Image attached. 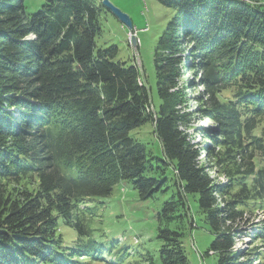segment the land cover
I'll list each match as a JSON object with an SVG mask.
<instances>
[{"label": "trees", "instance_id": "1", "mask_svg": "<svg viewBox=\"0 0 264 264\" xmlns=\"http://www.w3.org/2000/svg\"><path fill=\"white\" fill-rule=\"evenodd\" d=\"M157 1L175 11L154 55L158 104L138 64L99 44L103 0H47L33 14L25 0H0V264H81L96 243L87 205L123 180L142 200L173 190L158 214V260L148 255V264L189 263L192 203L215 235V264H264V224L251 216L264 209V2ZM196 80L203 91L192 109ZM193 117L212 121L198 132L212 145L184 131ZM147 122L161 158L130 135ZM202 151L228 168L234 194ZM32 180L34 193L9 195Z\"/></svg>", "mask_w": 264, "mask_h": 264}, {"label": "rangeland", "instance_id": "2", "mask_svg": "<svg viewBox=\"0 0 264 264\" xmlns=\"http://www.w3.org/2000/svg\"><path fill=\"white\" fill-rule=\"evenodd\" d=\"M46 1L25 0L24 5L26 11L33 14L38 12ZM108 1L130 18L133 29L138 30L139 45L136 49L132 47L129 39L130 29L104 5L101 11L102 33L98 42L105 47L116 46L119 49V59L128 65L138 64L144 80L151 88L152 97L158 104L154 55L158 41L164 35L175 11L161 5L157 0ZM254 1L264 2V0ZM192 75V73H188L186 78H190ZM195 85L196 87H194ZM200 85L196 80L194 85H190L193 87L187 91L192 97L190 103L192 109L196 108V97L203 91V87ZM198 118L193 117L189 127L183 129L190 139L200 144V147H208L210 144L212 145L210 137L204 138L198 132L202 127H211L212 121L209 119L199 121ZM130 135L146 146L151 157H162V147L154 134L152 122H147L131 131ZM218 152H221L220 148H218ZM204 156V151H202L201 158L207 168L211 170L209 174L217 183L230 184L228 190L234 194L236 191L234 181L230 182L229 178L222 174L228 168L216 167L214 158L208 159ZM167 177L171 179L170 171L167 173ZM37 187V183L33 180L30 183L23 181L22 186L14 184L8 186V193L12 197L19 190L34 193ZM172 193L171 189L168 193H159L152 199L142 200L133 185L123 180L114 187L110 196L94 198L93 201H90L87 207L91 209V212L87 214L86 219L92 230L90 239L96 243L92 246L91 254H84L85 257H80L81 264H148V255L158 260L160 248V241L157 238L158 214L163 204L170 200ZM13 198L15 199V196ZM191 208L197 224L195 228L187 231L183 239L188 264H215V256L208 254L215 235L197 215V204L192 203ZM251 216L255 222H260V225L264 224V209L254 211ZM61 233L69 240L80 238L73 229L61 227ZM247 233L251 235L252 230L249 229ZM80 239V244L86 243L85 239ZM248 242V239L242 242L237 241L235 247L237 250L246 249L250 244ZM253 246H261V241L255 242ZM254 264H258V262Z\"/></svg>", "mask_w": 264, "mask_h": 264}, {"label": "water", "instance_id": "3", "mask_svg": "<svg viewBox=\"0 0 264 264\" xmlns=\"http://www.w3.org/2000/svg\"><path fill=\"white\" fill-rule=\"evenodd\" d=\"M103 5L106 6L125 26L130 29V31L133 29V24L130 20V18L122 13L119 9H117L115 6H113L108 0H103ZM132 47L137 48V39L134 37L132 39Z\"/></svg>", "mask_w": 264, "mask_h": 264}, {"label": "built area", "instance_id": "4", "mask_svg": "<svg viewBox=\"0 0 264 264\" xmlns=\"http://www.w3.org/2000/svg\"><path fill=\"white\" fill-rule=\"evenodd\" d=\"M137 35H138V30L135 28V29H132L129 33V36H130V42L132 44V39L135 37L137 39ZM137 45H139V40L137 39Z\"/></svg>", "mask_w": 264, "mask_h": 264}, {"label": "bare ground", "instance_id": "5", "mask_svg": "<svg viewBox=\"0 0 264 264\" xmlns=\"http://www.w3.org/2000/svg\"><path fill=\"white\" fill-rule=\"evenodd\" d=\"M204 125H206V124H204Z\"/></svg>", "mask_w": 264, "mask_h": 264}]
</instances>
